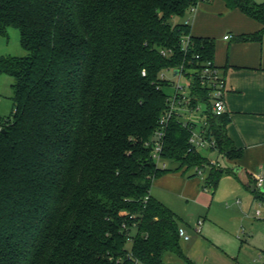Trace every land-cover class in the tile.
<instances>
[{
  "label": "trees",
  "instance_id": "trees-1",
  "mask_svg": "<svg viewBox=\"0 0 264 264\" xmlns=\"http://www.w3.org/2000/svg\"><path fill=\"white\" fill-rule=\"evenodd\" d=\"M213 1L0 0V35L17 29L28 53L0 59V74L15 80L0 132V264H165L167 253L192 264L181 218L151 195L172 171L152 151L172 85L161 75L214 61V40L191 36L183 50L190 24L172 19ZM224 1L262 24L248 37L261 39L264 3ZM187 77L190 105H206L217 153L240 160L230 116L214 115L199 75ZM195 127L171 118L161 158L183 174L210 167L205 187L216 189L227 170L190 143Z\"/></svg>",
  "mask_w": 264,
  "mask_h": 264
},
{
  "label": "crops",
  "instance_id": "crops-1",
  "mask_svg": "<svg viewBox=\"0 0 264 264\" xmlns=\"http://www.w3.org/2000/svg\"><path fill=\"white\" fill-rule=\"evenodd\" d=\"M253 1L264 3V0ZM181 20L182 23L189 22L190 36L215 42L213 64L221 70L226 82L224 101L226 114L231 119L227 126V135L234 146L242 150V158L238 161H229L214 152L222 160L215 162L220 163L221 168L238 172L243 187L250 191V177L254 178L256 173L264 168V34L261 39L248 37L260 33L263 26L241 11L229 9L224 0L200 3L194 12ZM174 76L178 77L176 73ZM208 160L214 161L212 157ZM163 167L172 171L156 180L154 184L164 183L169 190H177L178 194L189 197L200 192L201 184L196 178H200L201 183L205 185L206 177H196L194 170L183 174L175 171L178 168L177 163L169 161H164ZM181 226L184 227L183 223ZM209 226L214 227L212 223L207 225V237L198 240L195 246L219 247L213 241L214 231ZM220 251L226 264H235L231 262L228 253Z\"/></svg>",
  "mask_w": 264,
  "mask_h": 264
},
{
  "label": "rangeland",
  "instance_id": "rangeland-1",
  "mask_svg": "<svg viewBox=\"0 0 264 264\" xmlns=\"http://www.w3.org/2000/svg\"><path fill=\"white\" fill-rule=\"evenodd\" d=\"M172 23H182V20L174 18ZM26 55L28 53L21 47L20 33L17 29L10 28L6 35H0V59ZM164 74L175 84L186 85L188 82L184 77L179 80L170 70L165 71ZM14 83L13 77L0 74V127L2 121L13 112ZM175 88L176 86L167 87L164 91L167 95L173 96ZM199 107L200 111L196 113L186 110L183 117L185 122L195 123L197 131L203 126L206 109L205 105ZM211 152L208 149L201 150L202 155L222 162L216 153ZM259 174H264V168L257 172L256 176ZM196 179L201 184L200 192L192 197L182 196L177 190H169L164 183H155L151 190L155 198L182 219L185 230L191 235L189 242L182 240L181 243L185 255L192 264H226L222 260L220 250L228 253L231 262L235 264H264V202L255 200L253 194L243 187L239 173L230 169H227L216 189L207 187L205 190L200 178ZM257 212H260L259 216ZM199 219L205 221L201 230L196 229ZM210 223L214 225L209 228L214 231L217 242L212 239L220 248L195 246L198 240L207 237L205 228ZM164 262L189 264L172 253L165 254Z\"/></svg>",
  "mask_w": 264,
  "mask_h": 264
},
{
  "label": "built area",
  "instance_id": "built-area-1",
  "mask_svg": "<svg viewBox=\"0 0 264 264\" xmlns=\"http://www.w3.org/2000/svg\"><path fill=\"white\" fill-rule=\"evenodd\" d=\"M195 9H193L191 12H194ZM228 39V37H226ZM191 43V36H185L182 39L181 46L183 50H187V48L190 46ZM164 55H169L170 51L163 52ZM196 60L200 58L199 55H196ZM173 73L175 71H178V78H186L187 79V84L182 85V84H175L172 82L169 78L166 77V75L163 73L161 75L162 80H167L171 82V86H176L175 88V94L173 96H169V110L166 115L162 117L160 120V130L156 132V140L153 143V151H152V156L154 160L159 164L160 166L163 167V162L164 160L161 158V151H162V140L165 136V127L167 122L171 118H178L184 123H193V122H185L183 120L184 113L186 110L191 111V113H196L200 111V105L196 108L191 107L190 102H191V90H192V82L191 80L187 77V75L193 77L195 74L199 75L200 78V84L201 87L208 92V97H209V104L211 107V111L214 115L216 116H221L223 114H226V106H225V101H224V96H225V91H226V82L223 77V74L219 68H217L212 62H204L202 67L200 69H184L181 67L180 69L176 70H170ZM143 76L146 75L145 72L142 73ZM170 86V87H171ZM205 105V104H201ZM206 106V105H205ZM206 110L204 111V123L203 126L201 127L200 131L193 129V134L190 139V143L201 152L202 149H208L212 152H216V142L214 138H209L207 131H208V123L206 121ZM2 131V127H0V132ZM218 154V153H217ZM210 166H218L221 167L220 163L211 161L210 160ZM210 167H206V169H199L195 168L194 171L197 173L198 176L201 178H207L206 174L208 173V169ZM255 181V187L257 190L261 191V189L264 187V175H258L254 177ZM260 215V212H257V216ZM203 224L202 220H199L196 226L197 230H201V226ZM179 237L181 240L189 242L191 237L189 233L185 230L184 227H180L178 231Z\"/></svg>",
  "mask_w": 264,
  "mask_h": 264
},
{
  "label": "water",
  "instance_id": "water-1",
  "mask_svg": "<svg viewBox=\"0 0 264 264\" xmlns=\"http://www.w3.org/2000/svg\"><path fill=\"white\" fill-rule=\"evenodd\" d=\"M175 73L178 74V71H175ZM262 190H263V192H264V188H263Z\"/></svg>",
  "mask_w": 264,
  "mask_h": 264
}]
</instances>
